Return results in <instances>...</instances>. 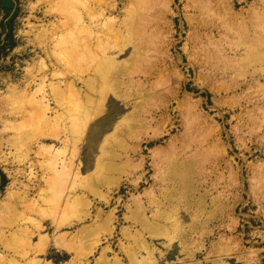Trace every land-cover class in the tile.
<instances>
[{
	"label": "rangeland",
	"instance_id": "rangeland-1",
	"mask_svg": "<svg viewBox=\"0 0 264 264\" xmlns=\"http://www.w3.org/2000/svg\"><path fill=\"white\" fill-rule=\"evenodd\" d=\"M67 1L71 0H16L17 16L13 21L9 20L11 25L7 26L15 40L13 48H10L12 41L7 44L6 34L0 27V177L6 176L5 186L0 184V233H4L6 242L12 246L16 245L14 234L26 226L33 230V241L37 245L38 243L45 245L46 242H40L41 237L52 239L59 235H71L81 227L78 223L73 227L68 224L75 218L74 214L70 210H65L64 197L60 199L55 194L54 183L45 181L46 176L50 177L52 172L48 166L41 164L42 159L37 154L42 143L36 141L30 143L27 147L30 150L29 160L21 162L22 151L8 142L16 135L37 132L36 123L23 115L27 104L22 98L13 95L20 90L26 89L32 93L39 88L43 74L40 70L41 61L49 67L46 71L49 79L47 85L53 82L58 86L62 85L67 91L68 86L76 82L82 93L87 94L86 82L93 77L95 62H98L102 55L99 54L98 59L92 58L89 50L85 49V61L81 63L77 61L79 64H74L75 59L71 51L69 54L68 48L69 42L71 44L72 41L73 28H66L67 24H64L67 21ZM101 1L86 0L85 3L94 11H101L102 17L96 21L89 17V13L85 12L83 7L79 10L84 12L86 24L88 26L93 24L94 32L104 35L106 19L114 18L113 26L116 22H123L131 15L130 9L134 7L136 0H120V9L115 11L111 10L108 4L101 10L100 6L103 5ZM170 1L163 0L160 6L165 11V14L159 16L165 48L160 57L163 62L159 70L153 76L140 73L127 78V85L130 86L133 82L131 88L134 96L126 102L116 98L113 92L108 93L106 100L102 95L96 96V103L91 107L92 118L87 124L88 127L81 128V125L74 123L70 117L67 125L69 132L71 131L69 133L71 141L67 146L57 140L52 142L49 140L44 144L57 148L65 147L70 159L78 152L79 157L77 156L78 160L74 161V166L81 162V171L94 180L96 175L92 174H96L97 169L100 170L102 167L97 165L101 156L100 146L108 136V142L113 143L112 141L118 137L113 133L116 123L122 117L132 114L136 104L140 106L142 98L136 94L141 84V91L145 96L148 94L146 97L149 94H158L154 101L155 107L152 105L146 107L149 110L145 115L147 132L145 129L137 128L136 139H128L129 146L134 150L128 153L119 150L118 154L122 155V160H116L118 163L130 160L134 168L128 175L121 177L122 183L118 189L108 192V186L97 184L95 188H85L82 189V194L80 192L82 198L93 202L90 216L82 226L91 225L90 228H95L102 237L100 246L95 249V254L90 259L92 264H97L103 248L107 246L111 249L108 254L110 259L119 257L124 264H130L125 251L121 250V245L128 248L133 241L126 239L124 230L132 233L134 237H137L136 232L142 231L148 241L162 251V256L159 253L152 255L158 260L157 264H264V178H261V175H264V127L256 129L257 132L252 134L250 132L252 124L250 125L248 121L251 117L258 119L261 115L264 117V100L259 93H254L255 87L251 86L253 81L249 76L240 81L242 87L237 91L228 90L227 87L231 84L230 77L217 73L209 61L214 53L209 45L210 35L214 37L211 43H223L227 56L236 55L230 48L237 40L236 32L231 33L228 38L223 36L221 32L223 28H217L222 24L220 17L216 15L226 14L228 17L230 11L243 13L248 22L252 20L249 11L264 12V0ZM164 4L166 6H163ZM209 6L214 10H210ZM6 18L0 8V23L6 22L8 20ZM213 23L216 27L212 25ZM206 27H209L208 32ZM210 28H214V31ZM110 39L111 42L114 41L112 37ZM133 51L129 48L127 53L111 54L117 56L118 61H125ZM245 53L246 50L242 49L233 63L242 59ZM158 54V51H151L149 54L150 58L152 57L151 61H154ZM193 56H197V61H192ZM101 62L100 60L98 63ZM212 62L216 66L217 61ZM72 67L75 68L71 70ZM252 72L253 70H250V73ZM164 76L169 82L161 85ZM261 82L264 83L263 80ZM99 86L100 89H106L104 82H100ZM68 100L72 103L70 97ZM102 100L105 102L102 103ZM183 100L196 105L191 120L179 111L181 107L178 102ZM51 101L54 111L58 110V105L53 99ZM256 106L260 108L259 111H255ZM188 131L193 133V136L188 134ZM110 133L114 134L113 138ZM188 137H192V140ZM75 138L78 139L76 140L79 141V146L81 145L77 151L74 145L77 142ZM27 148L23 147L24 150ZM156 151L162 152L158 160L155 159ZM216 156L222 160L215 161ZM184 159L197 161L198 164L194 167L195 175L192 174L191 178L193 195L188 204L179 205L177 216L183 229L178 234L172 228V218L163 220L162 225L172 228L171 234L169 238L161 236L153 242L141 224L127 217L132 215L130 210L136 209V200L141 197L148 222L159 223L158 214L164 217L163 211L170 205L169 201L164 200L163 195L173 191L177 182L170 180L159 182L157 165L164 160L165 172L167 168L169 169V160ZM140 164H143V167L138 168ZM31 173L33 180L28 182ZM89 181L90 179L85 181L86 186ZM25 184H30L31 191L24 203L22 204L20 200L17 202L9 200L10 192L22 195ZM64 189L65 187L62 190ZM96 190L108 195V204L102 197L99 199V193L98 195L91 193H96ZM148 191L153 192L156 199L162 202L160 206L150 201ZM202 201L203 210L200 211L197 206ZM6 203L16 204L17 216H21L17 217L20 220L15 218L12 226L5 225L4 219L13 215L6 209ZM34 203L38 204V210H29L30 205ZM99 210L102 211V215L98 213ZM112 212L114 217L110 235L109 230L104 227V220ZM195 212H198V215H195ZM172 216H175L174 213ZM196 218L199 222L208 221L207 227L203 229L196 227L194 222ZM37 222L42 223L44 227L38 229ZM180 235L184 236L183 243L188 248L183 247ZM49 251L48 257L39 256L40 259H37L65 264L75 257L71 253L58 251L52 244ZM0 255L9 256L1 236Z\"/></svg>",
	"mask_w": 264,
	"mask_h": 264
},
{
	"label": "bare ground",
	"instance_id": "bare-ground-1",
	"mask_svg": "<svg viewBox=\"0 0 264 264\" xmlns=\"http://www.w3.org/2000/svg\"><path fill=\"white\" fill-rule=\"evenodd\" d=\"M173 1L174 0H171L170 2ZM162 2L163 0H136L133 5L134 7L130 9L131 15L129 18H126L123 22H116L115 26L112 25L114 18H107L106 23L104 24L105 34L101 35L94 32L93 29H95V26L93 24L92 26H88L86 24L84 12H81L79 9L83 7L86 10L85 12L89 13V17L95 21L98 20L99 17H102V14H100L101 11L99 12L91 9L90 6L85 4L86 0L67 1V21H65L64 24H67L66 28H73L72 33L70 32L72 34V41L71 44L69 42L68 48L69 52L71 51L73 54V59L76 60H74V62H76L74 64L78 65L79 63H77V61L80 63L85 61V49L89 50L88 52L91 53L93 56L92 58L98 59V55L101 54L102 56L99 55L101 59H99L102 62L99 64V59L98 62L93 60L96 67L92 72L93 77L87 80V82L85 81L87 94L84 95V92L82 93V90L76 82H73L68 86V92L62 88V85L58 86V84L53 82L47 85L49 79L46 71L49 69V67L43 61H41L42 65H40V70L43 72V74L40 78L41 83L38 85L39 88L32 93H29L28 90L26 91L25 89L20 90L16 92L15 95H13L14 97L16 96L17 98H22L27 104V108L25 112H23V115H26L32 121H34V123H36L38 126L36 127L37 132L27 135H16L14 138L9 139L8 142L13 146L18 147V149L22 151L23 159L21 158V162H26L29 160L30 150L27 147L30 143L35 141L36 143H42L37 154L42 159L41 164L48 166L52 172L51 176L48 174L50 177L46 176L45 181L46 183H54L55 187L53 190L55 194L58 195L60 199L64 197L65 210H70L74 214L75 218L71 219L72 221L68 224L73 227L78 223L81 225V227L78 228L76 233L71 235H59L52 239L41 237L40 242H46L45 245L43 244L44 246L39 243L38 245L34 244L33 230L27 226L19 229L18 232L14 234V239L16 242V245L14 246L6 242V236L4 233H0L1 239L4 241L7 252L9 253V256L0 255V264H54V262L49 261L48 259L39 260V256H49L50 244H52L53 247L60 252L64 251L67 254L71 253L75 256L71 262H67L65 264H92L90 259L95 254V249L100 246L102 237L100 236V233H98L99 231H97L95 228H90L91 225L82 226L86 218L90 216V207H92L93 202L87 200L86 198H82L80 196V192L85 188H95L97 184H99L98 186H108V192L120 187V183H122L121 177L128 175L129 171L134 167L132 161L130 160L118 163L116 161L117 159L122 160V155L118 154V151L122 150L128 153L134 150L133 147L129 146L128 139H136L135 134L138 132L137 128L145 129L147 132V127L145 125V118L147 116L145 115L149 113V110H147L146 107H150L151 105L152 107H155L154 101L158 98V94H149V96L146 97L148 94L145 96L144 92L140 89L141 84H139L136 95L142 98L140 106L139 104H136L132 114L124 118L122 117L121 120L116 123L114 127L115 131L112 132L115 133V137H118L116 139L114 137L115 141H112L113 143L108 142L109 136L106 135L108 137L100 146L101 156L97 163V165L102 166V170L99 168L101 171L97 169L96 174H92L93 176L96 175L94 180L89 178L90 175L86 176L81 171V162L74 166V161L76 159L78 160V152H75V154L70 159L68 158V153L65 147L57 148L54 145L44 144V142L49 140L51 142L52 140H57L59 142L61 141L62 144L67 146V144H69L71 141L69 140V137H71L69 136V133H71V131L69 132L67 125L68 119L71 120L72 118L74 123L81 125V128H85L89 123V120L92 118L91 107L96 103V96L102 95L106 100L108 93L113 92L116 98L120 100L122 99L126 102L128 99H131L134 96L132 92L133 89L131 88L133 82L130 86L127 85V78L134 77V75L140 73L153 76L155 72L159 70L161 63L163 62L160 57L162 56L163 50L165 48V38L163 37L164 32L160 30L162 23L159 19L160 15L165 14L163 8L160 7L162 6ZM102 3L103 5L100 6L101 10L104 9L106 4H108L109 8L113 11L119 10L121 4L120 0H102L101 4ZM163 6H166V4ZM209 7L210 10L213 9L211 6ZM209 12L210 11H208V13ZM242 14L243 13H235L230 11L228 17L226 14L225 16H221V14H217L216 16L220 17V22L222 25L221 27L217 25V28H223L221 30V32H223V36L225 35L226 38H228L231 33L236 32L235 39L237 40H235V42L230 45V48L236 53V55L239 54L242 49H245L246 53L244 57L242 59H238L236 63H233L234 60H237L236 55L235 57L227 56L226 47L223 46V43H211L214 37L210 35L209 45L212 47L214 53L211 51L213 56H210L209 61L212 69H215L217 73H220L224 77L227 75L230 77L231 84L228 85V90L237 91L238 88L242 87V83L240 81L245 78L247 79L249 76L253 81L251 86L255 87L254 93H259L264 100V83L261 82L262 80L264 81V12L249 11L248 14L251 15L252 20L248 22L246 21V17H243ZM239 19H242L243 21L239 22ZM234 22L243 24V26L240 27V25L237 23L233 25ZM212 25L216 27V24L213 23ZM209 27H206V32H208ZM214 28H210V30L214 31ZM110 37H112L114 41L111 42ZM87 41L88 43H86ZM129 48H132L134 51L125 61H118L117 56L113 55L114 53H127ZM210 50L211 48H209V51ZM151 51H158L160 54H158V56L156 55L157 58L154 59V61H151L152 57L150 58L149 56ZM71 52L69 54H71ZM68 58H70L69 55ZM213 60L217 61L216 66L212 62ZM192 61H197V56H193ZM74 68L72 67L71 70ZM250 70H253V72L250 73ZM161 81V85H165L169 82L168 78L165 79V76ZM100 82L105 83V90L100 89ZM47 88H49L50 92ZM69 97L71 98L72 103L68 100ZM173 97L175 98V95H173ZM52 99L59 107V109L56 111H54L52 108ZM105 100H102L103 102H101L104 103ZM178 105L181 107L179 111L184 113L188 120H191L196 105H193L192 102L188 100L179 101ZM183 107L185 109H183ZM259 110L260 108L256 106L255 111ZM248 121L250 125L252 124V128L250 127V132L252 134L257 132L256 129L260 130L262 127H264V117H262V115L260 116V119L251 117ZM83 131L84 130L82 129V132ZM188 132V134L193 136V133L190 131ZM113 136L114 134H111V138H113ZM188 138L192 140V137ZM76 139L77 138H75V140ZM74 145L76 146V151L81 146H79V141L75 142ZM24 146L27 149L24 150ZM160 156H162V152L156 151L155 159L158 160ZM220 160H222V158L216 156L215 161ZM164 164V160H162L157 165V175H159V182L162 183L168 180L177 182V186L173 191L166 192V195H163L164 200L170 202L169 208L164 207L166 208L165 211H163L164 217H161L158 214L159 223H149L145 217L143 201L141 197L136 200V209H129L132 215L127 217L128 219L135 220L136 223L141 224V226L144 227L143 230L150 234V238L153 242L161 236L169 238V235L171 234L170 230L172 228H174V231L178 234L181 233L183 226L182 223H180L179 217L177 216L178 211L180 210L179 205L182 206L183 203L188 204L189 199L193 195L191 178L194 167L198 164V162L190 159H184L183 161L169 160L168 166H170L165 172L163 171ZM137 167H143V164H140V166L138 165ZM101 172H103V174H100ZM31 175L32 173L30 174V179L28 182L33 180ZM261 178H264V175H261ZM89 179L91 182L89 181V184L86 186L85 181ZM64 187L65 189L62 190ZM30 191V184H25L22 195L21 193L18 195L19 193L16 194L14 192H10L8 194L9 200H15L16 202L20 200V202L23 204L26 198L29 196L28 194ZM56 191H58V193ZM95 192L96 193H91L97 195L99 193V199L102 197L107 204L109 203L108 195L102 194V192L99 190H96ZM148 193L149 194L147 195H150V201L158 204V206L162 204L161 201L156 199V196L153 194V192L148 191ZM203 202L204 201H202L197 206L200 211L203 210ZM6 204V209L12 212L13 215L7 219H4L6 223L5 225L9 224L10 226L11 224L12 226V222H15V218L19 217L20 215L17 216L18 210L16 209V204ZM37 206L38 204L34 203L33 205H30L28 209L35 211V209L38 210ZM31 212L32 211H30V213ZM98 213L102 215L101 210H99ZM173 213L175 216H172ZM197 213L195 212V215H198ZM113 217L114 212L105 218V223L103 222L104 227L109 230L108 232L110 235L112 231ZM168 219L172 220V228H167L161 224L163 220L167 221ZM194 222L196 227L202 229L206 228L208 224V221L199 222L197 221V218ZM43 227L44 226L42 223H38V229ZM124 234L127 240L133 241V244H130V247L128 248L124 247V245H121V250L125 251L124 253L130 264H157L158 260H155L153 258L154 256L152 255H154V253H159V255L162 256L163 253L153 243L148 241V238L142 234V231L136 232L137 237L132 236V233L128 232L127 230H124ZM180 236L183 247L185 249L188 248L186 244L184 245L183 243L184 236ZM178 238L179 237H177V239ZM110 250L111 249L108 246L107 248L105 247V249L103 248L100 258L97 259V264H124L123 261L119 259V257L118 259H110L108 257Z\"/></svg>",
	"mask_w": 264,
	"mask_h": 264
},
{
	"label": "trees",
	"instance_id": "trees-1",
	"mask_svg": "<svg viewBox=\"0 0 264 264\" xmlns=\"http://www.w3.org/2000/svg\"><path fill=\"white\" fill-rule=\"evenodd\" d=\"M15 1L16 0H0V8L4 12V15L7 17L6 19H8L6 22L5 21L1 22L0 23V27L2 29V32L4 34H6V42H7V44H9V42L12 41V45H11L10 48H13L15 46V40H13V37H12L13 34L11 32H9L7 26L11 25L9 20L13 21L14 18H16L17 13H18V7H17V4H16ZM12 32H13V30H12ZM0 184L2 186H5V184H6V176L5 175L3 177H0Z\"/></svg>",
	"mask_w": 264,
	"mask_h": 264
}]
</instances>
